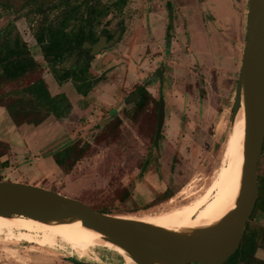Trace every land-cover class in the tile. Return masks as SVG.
Returning <instances> with one entry per match:
<instances>
[{
	"label": "rangeland",
	"instance_id": "obj_1",
	"mask_svg": "<svg viewBox=\"0 0 264 264\" xmlns=\"http://www.w3.org/2000/svg\"><path fill=\"white\" fill-rule=\"evenodd\" d=\"M11 1L13 8L0 7V45L5 36L20 38L39 68L19 83L0 87V95L42 78L53 95L65 91L73 110L63 120L51 117L38 128L23 127L22 138L16 132L13 141L22 145L15 143L13 151L19 154L10 164L3 158L1 163L8 165L0 169L3 182L49 190L127 220L187 206L208 188L211 197L199 212L205 220L190 232L208 229L206 215L218 204L212 221L230 211L235 197L233 185L226 186L225 174L234 147L231 129L236 119L232 115L249 0H127L122 11L113 8L117 0H90V7L111 10L93 27L96 37L103 31L113 34L122 29V34L114 48L92 59L77 60L73 55L57 66L56 71L62 73L86 63L89 79L97 83L85 98L70 81L58 85L34 38L42 23L59 24L62 0ZM39 5L49 12L37 13ZM60 6L61 10L52 11ZM171 9L172 32L168 26ZM139 87L149 95L143 105L135 106L138 97L125 106ZM161 96L165 125L156 143V103ZM103 121L107 123L101 125ZM73 145L83 157L68 176L57 177L39 167L40 161L53 162L52 155ZM240 159L241 155L237 171ZM257 175L259 182L264 180V152ZM248 226L264 232V215L258 211ZM39 227L29 232L20 227L0 231V264L89 263ZM93 247L90 261L99 258L103 264H126L116 252ZM256 257L264 260V252L257 251Z\"/></svg>",
	"mask_w": 264,
	"mask_h": 264
},
{
	"label": "water",
	"instance_id": "obj_2",
	"mask_svg": "<svg viewBox=\"0 0 264 264\" xmlns=\"http://www.w3.org/2000/svg\"><path fill=\"white\" fill-rule=\"evenodd\" d=\"M169 19L172 32V9ZM117 40L118 36L108 43L102 37L93 46L85 43L82 50L90 49L91 57H95L114 48ZM166 42H170V37ZM242 96L246 129L241 191L236 209L216 226L192 234L171 233L138 221L105 215L58 193L17 182H0V217H23L41 223L80 220L84 227L125 250L136 264H225L240 248L259 198L257 170L264 146V0L248 1L246 41L232 120L241 108ZM138 97V93L130 96L125 106ZM164 125L165 101L161 96L156 143Z\"/></svg>",
	"mask_w": 264,
	"mask_h": 264
},
{
	"label": "trees",
	"instance_id": "obj_3",
	"mask_svg": "<svg viewBox=\"0 0 264 264\" xmlns=\"http://www.w3.org/2000/svg\"><path fill=\"white\" fill-rule=\"evenodd\" d=\"M74 2L79 3L80 0H62L61 6L63 8L59 15V24L53 26L51 23L47 24L48 21L42 23L34 38L41 48L44 59L50 65L58 85L61 86L70 81L73 83L77 94L85 98L93 89L94 84L97 83L96 80L94 82L89 79L86 63L78 68L73 66L62 73L56 71V68L64 64L67 58L75 55L85 42L97 40L93 27L108 17L111 10L102 7H90V0H82L78 5H73ZM126 2L127 0H117L113 8L122 11ZM14 5L11 0H0V7L4 10L11 9ZM24 6L25 3L20 8ZM61 6L53 8L52 11L61 10ZM48 12L49 10H45L43 5L37 7L39 14L44 13L46 15ZM74 23L75 25H72ZM38 68V63L30 55L27 46L22 43L20 38L15 37L10 40L7 36L4 37V41L0 45V87L19 83L35 73ZM136 93L139 94V99L135 102V106L141 107L149 96L148 92L145 88L139 87ZM156 105L159 109V102ZM0 107L6 110L17 128L24 126L38 128L51 117L58 121L63 120L73 110L71 102L64 93L51 96L42 78L35 80L23 89L12 91L7 95H0ZM0 148L3 149V152L0 153V169H7V163L2 164L1 160L8 155L10 149L3 143H0ZM82 157V153H79L78 147L75 145L63 148L53 155L56 166L65 175L72 172L74 165ZM72 158L74 159L69 164ZM232 181L231 179V184ZM0 182H3V179L0 178ZM258 185L259 198L251 218L258 211L264 215V180L259 182L258 179ZM166 194L167 191L164 195ZM100 213L105 214L104 211H100ZM248 223L240 248L225 264H264V260L256 257L257 251L264 252V232L251 231Z\"/></svg>",
	"mask_w": 264,
	"mask_h": 264
},
{
	"label": "bare ground",
	"instance_id": "obj_4",
	"mask_svg": "<svg viewBox=\"0 0 264 264\" xmlns=\"http://www.w3.org/2000/svg\"><path fill=\"white\" fill-rule=\"evenodd\" d=\"M245 129H246V121H245V112H244V98L242 96L241 108L238 112L237 118L234 121L231 129V141L232 143H234V147H233L231 159L228 162L229 170L225 174V183L228 188L231 187V177L232 175L234 176L232 185L234 190L233 196L235 197V199L233 200L230 211L225 215H223L222 213L212 221V218L218 212V208L220 206L219 204L209 214L206 215V220H207L206 222L208 223L209 228L216 226L237 207V202L241 191V183L243 177ZM240 155H241L240 166H239V171H237V162L239 160ZM228 194H226L225 197L226 196L229 197ZM210 197L211 195L207 188V190L202 196L197 197L195 199L193 198L192 202H190L187 206L175 207L172 211H169L167 213H163L161 215H155L149 218L145 217L146 219L143 220L134 219L133 221L145 223L171 233L192 234L198 231L195 232H190V231L193 228L202 224L205 220L203 216L199 215V212L208 203ZM170 204H172V202ZM189 223L191 224L187 225ZM39 225L44 227L52 235L59 238L61 244L71 246L70 247L71 250L82 261H86L89 263L94 262L93 264H103L101 262V259L99 258L93 260L91 258V261L90 259H88V253L90 251L91 252L94 251L92 250V248H94L93 245H95L118 253L125 260L126 264H136L125 250L106 241L102 234L84 227L80 220L69 221V222L66 221L62 223H41L23 217H13V218L0 217V231L7 230L12 227H20L24 231L29 232L31 230L40 229Z\"/></svg>",
	"mask_w": 264,
	"mask_h": 264
},
{
	"label": "crops",
	"instance_id": "obj_5",
	"mask_svg": "<svg viewBox=\"0 0 264 264\" xmlns=\"http://www.w3.org/2000/svg\"><path fill=\"white\" fill-rule=\"evenodd\" d=\"M191 40H192V37H191ZM65 91H62L61 93L59 94H62L64 93ZM51 96H56L58 94H55L53 95L52 93H50ZM24 127H28V126H24ZM23 127H20V128H17L12 120L10 119L9 115L7 114L6 110L2 107H0V143H3V144H6L8 147H9V153L8 155H6L4 157L5 159V162H9V164L11 163L10 160L13 158V156L15 157V159H17V156L18 154H16L14 151H13V147L15 146V143L16 144H20L22 145V141H17L14 143L13 141V138L15 137L14 135L16 134V132L19 134V136L21 137L20 135V130L22 129ZM33 128V127H32ZM22 138V137H21ZM25 144V143H24ZM17 149H22L21 147L20 148H17ZM62 150V149H61ZM3 160V159H2ZM1 160V162H3ZM52 160L53 162L51 161H46V160H42V162L40 161V164H39V167H41L43 170L46 171V169H49V171H53L55 173V176L57 177H60V176H68V175H65L55 164L54 162V159H53V155H52ZM28 164V163H27ZM31 165V164H29ZM47 176V175H46ZM102 260V259H101ZM104 262V261H103ZM105 264V263H104Z\"/></svg>",
	"mask_w": 264,
	"mask_h": 264
},
{
	"label": "flooded vegetation",
	"instance_id": "obj_6",
	"mask_svg": "<svg viewBox=\"0 0 264 264\" xmlns=\"http://www.w3.org/2000/svg\"><path fill=\"white\" fill-rule=\"evenodd\" d=\"M121 34H122V29L121 30H116L115 31V33H113V34H110L108 31H103L98 37H97V40L95 41V42H89V41H87V42H85V43H88L89 45H91V46H93V45H95L99 40H100V38H102V37H106L107 38V42L109 43L110 41H112L113 39H114V37H116V36H118V40H117V43H116V45L118 44V41H119V39H120V37H121ZM84 43V44H85ZM84 44L82 45V47L84 46ZM82 47L80 48V50L79 51H77L76 53H75V55H76V57H77V60H81V59H83V60H87V59H92L93 57H91V55H90V53H91V50L90 49H85V50H82ZM105 51H107V50H105ZM105 51H102L101 53H103V52H105ZM100 53V54H101ZM99 54V55H100ZM98 56V55H97ZM96 57V56H95ZM51 242H54V241H51ZM92 250H93V248H92ZM118 254V253H117ZM119 255V254H118Z\"/></svg>",
	"mask_w": 264,
	"mask_h": 264
}]
</instances>
